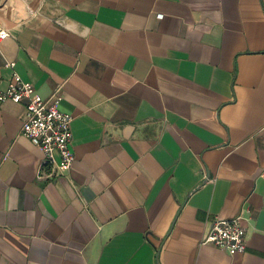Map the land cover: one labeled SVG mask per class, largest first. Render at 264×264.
I'll use <instances>...</instances> for the list:
<instances>
[{"label": "crops", "instance_id": "0c3cea01", "mask_svg": "<svg viewBox=\"0 0 264 264\" xmlns=\"http://www.w3.org/2000/svg\"><path fill=\"white\" fill-rule=\"evenodd\" d=\"M0 30L74 155L39 170L0 103V264H264V0H0ZM236 217L244 253L201 244Z\"/></svg>", "mask_w": 264, "mask_h": 264}, {"label": "built area", "instance_id": "2783aa9c", "mask_svg": "<svg viewBox=\"0 0 264 264\" xmlns=\"http://www.w3.org/2000/svg\"><path fill=\"white\" fill-rule=\"evenodd\" d=\"M7 37L8 33L0 30V42ZM6 66L13 68L14 63ZM7 100L24 104L20 134L42 151L44 158L39 164V170L48 167L54 174L69 170L74 162L71 131L73 118L58 109L60 98L53 96L50 101L43 100L35 93L31 83L13 73L5 86L0 79V103ZM241 220V217H236L213 221L201 244L227 251L230 255L244 253L247 240Z\"/></svg>", "mask_w": 264, "mask_h": 264}]
</instances>
